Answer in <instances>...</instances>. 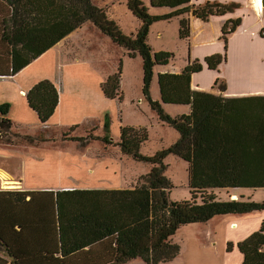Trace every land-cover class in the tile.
Segmentation results:
<instances>
[{
	"label": "trees",
	"instance_id": "1",
	"mask_svg": "<svg viewBox=\"0 0 264 264\" xmlns=\"http://www.w3.org/2000/svg\"><path fill=\"white\" fill-rule=\"evenodd\" d=\"M191 1L150 0L154 9L175 10L151 15L141 0H128L129 11L141 22L137 34L129 37L93 0H0V76L7 75V71L8 75H17L77 29L91 24L130 58H141L144 97L159 121L180 135L168 150L148 157L141 153L149 140L148 131L121 128L117 147L122 155L152 166L143 178L144 183L132 189L50 192L43 193L44 200L34 199V193H4L15 197L10 199L21 206H35L34 237L52 243L35 258L26 252H14L10 236L3 231L14 229L16 224L1 219L0 244L7 249L12 264H126L133 260L169 264L180 255V247L173 238L183 227L205 224L217 217L264 212V202L223 201L213 193L214 190H264V98L225 100L191 88L193 75L201 73L204 66L216 71L227 61L228 37L240 21L225 23L223 54L212 55L203 62L193 61L180 74H159L161 103L151 97L155 68L167 66L174 55L153 52L148 44L150 28L185 14L207 22L212 17L227 15L234 7L211 3L192 7ZM179 36L181 40H189L188 19L181 20ZM121 77L122 63L117 73L102 85L105 98L123 101ZM26 99L40 124L45 126L58 108L59 92L45 80L36 84ZM162 104L190 106L191 113L173 118ZM8 112V104L0 106V129L5 137L11 135L12 129ZM103 130L104 136L95 139L107 146L113 145L109 119ZM14 136L33 140L30 136ZM5 137L4 143L14 145ZM74 141L86 139L74 138ZM170 155L189 165L188 200H171L174 186L165 176L164 165ZM28 197H31L29 202ZM14 232V238H19L15 241L23 239L24 228ZM234 247L228 244V252ZM236 248L243 257L242 264H264V222L258 232L238 243ZM94 252L99 253L98 257H92Z\"/></svg>",
	"mask_w": 264,
	"mask_h": 264
},
{
	"label": "crops",
	"instance_id": "2",
	"mask_svg": "<svg viewBox=\"0 0 264 264\" xmlns=\"http://www.w3.org/2000/svg\"><path fill=\"white\" fill-rule=\"evenodd\" d=\"M111 1L112 0H93V3L96 6H98L100 9H104L109 19L114 21V19L112 18L113 5ZM125 1L127 5L128 0ZM207 3L221 4V5L231 4L234 5V7L227 15L212 17L207 22L195 19L191 14H185L179 17H175L170 21H162L159 23H155V24H160L164 22H167L168 24L175 23L176 28L178 30L179 40H181L179 36L180 22L183 19L189 20L191 36L187 41L181 40L188 44L190 50V58L187 63V65H189L190 63L196 60L203 62V60L207 57L216 54H223L225 52V44L222 40V37L220 36H222V29L225 23L227 21H236V20L240 21V24L235 30V32L230 34L228 37V44L226 51L227 61L222 65H220L218 70L216 71H211L207 69L206 66H204V69L201 73L193 75L192 83H191L192 90L205 93L208 95H212L215 97H219L225 100L244 99V98H264V37L261 36V32L264 31V5L262 4L259 5L258 0H192L190 6L192 7L205 6ZM147 4H149V7H151L150 0L148 1ZM174 11L175 10L163 8V9H156L153 12V14L164 15ZM128 13L132 15L129 9H128ZM136 21L137 24L134 27L131 36L136 35L141 27V22L137 19ZM153 26L150 28L148 40L151 35V32L153 31ZM159 33L160 32L157 33L158 36H160ZM108 43H110L112 47L113 45L115 46V44L108 37L102 35V33L93 25L85 24L81 28L77 29L75 32L70 34L68 37H66L64 40H62L60 43H58L56 46H54L52 49L47 51L38 60L35 61L38 63L43 59H45L48 55L52 54L49 60L45 61L43 65L39 66L40 70H43L46 76L35 80L30 79L28 76H26V74L34 68L35 62H33L31 65L26 67L24 70H22L20 73H18L15 76L8 75L9 74L8 71L7 73H5L7 75L0 76V106L5 104L9 105V112L7 115V119L12 123V129L15 127L23 128L24 126L23 124L26 123L22 117L25 115L33 119L35 117L38 119L37 114L29 107L26 99V95L36 84H38L41 81H45V80L50 81L58 89L59 92L58 108L54 116L45 125V127H49L50 125L49 123L57 120L58 122H56L57 124L54 127L60 129L61 127L59 122L63 120L65 115H74L77 114L78 112H83L85 114H88V112L92 109V104L95 99L98 100L100 99L101 96L106 100L107 98H105L102 92V85L108 80L110 76L114 75V74L111 75L106 71L104 72L103 70L107 64L103 47L106 44L108 46ZM148 44L150 45L149 41ZM258 48L262 50L260 56H256V54L258 53ZM82 49H88V50L86 51V53H82L83 52ZM243 49H246L247 52L250 49L251 50L250 52L253 53V57H252L253 61L259 60L260 62L257 63L258 66L255 67V71L253 72V74L256 75L259 81L257 83L252 81V83L250 84V89H248L247 91H245L244 88H241L243 90L241 91L240 87L238 88L239 84L238 83L234 84L231 81L229 85L235 87L237 86L236 88L230 86L228 87L224 86L225 85L224 78L228 77L227 69L230 63L229 60L233 62V60L236 58V55L237 56L242 55L241 52L244 51ZM152 50L154 53L162 52V51H155L154 49ZM95 51H98L100 53L94 54ZM87 52H93V53L90 54ZM126 56H128L127 53ZM171 65H172V61L167 66H160V67L157 66L155 68V70L157 69L159 70L156 76V83L158 90H159V85H158L159 74H165L167 72L169 74H180L183 71V70L181 71L170 70L169 68ZM236 66H239V64H236ZM123 70H124V63H123L122 75H123ZM223 70L225 72H223ZM207 73H210L212 75V76L209 75L210 78L208 83H205L204 81H198V78L205 76ZM49 76H51V78H49ZM154 79L155 78L153 77V81ZM153 81H152V85H153ZM60 82L62 83L60 84ZM121 82H122V77H121ZM261 82L263 83L261 84ZM121 84L122 83H120V89H121ZM219 84L222 85L221 88ZM142 90H143V75H142ZM151 97L153 99L152 95ZM143 99H139L138 104H141L143 101H145L148 107L150 108L144 95H143ZM141 100L143 101L141 102ZM109 101L122 104L124 102V94H123V101H119L118 99L109 100ZM156 102L161 103L160 91H159V99L156 100ZM162 106L167 114H168L167 108L181 109L182 111L181 115H178L176 117H173L172 115L171 117L173 118L181 117L183 115H189L191 113L190 106L165 105V104H162ZM139 111L141 113L142 112L144 113V111H142L140 107H139ZM103 113H104V124L107 119L110 120V132H111V127L113 122L112 117L106 111H104ZM120 116H121V112L119 111L118 118ZM120 119L121 118H119V120ZM74 126H78V125L70 124L69 126L63 128L66 129L68 127H74ZM122 127H131V126L122 125L121 127H119V131L121 130ZM134 128H142V127H134ZM16 131H17V135L29 136V135L20 134L19 129H17ZM2 139L3 137L1 135L0 153H2L3 155L10 156V154H6L5 152H1V151L15 147V144L14 145L6 144L2 141ZM179 139H180V135H179ZM34 142L35 140L33 138L31 143ZM9 158L11 157H8V159ZM50 161L51 160L46 159L43 160L42 162H37L33 157L24 156L18 162V165H22L24 167L23 170L22 169L18 170L19 176L18 174H15V170H11L8 167H4L0 164V184H2L0 186V220L7 219L10 220L12 225L15 226L16 224V227L14 229H9V231L4 230L3 232L4 234L10 236L11 238L10 247L14 252H18L19 254H21V252H26L34 258L36 257V255H39L40 252L46 251V249H48L52 244L49 240H45V239L40 240L34 237L35 236L34 228L37 224L36 216H35L36 208L34 205L26 206V207L21 206V204H17L13 200V198L15 197L10 195L11 197H13L12 199H10V196L5 195L4 193H21V194L34 193L35 194L34 199L44 200L46 196H44L43 193H50V192L56 194L58 192L73 191V190H81V191L125 190V189L134 188L130 186L126 188L125 187L111 188L108 186L77 188V187H68L66 186V184H62L58 186L54 184L53 186L50 187L34 188L31 190V189H26L25 187L22 188L20 186L21 176L25 178L31 175V172L34 173L38 172L37 170L32 169V166L35 164H39L44 170L56 172L55 175L49 174L48 178L51 179V182L65 180L66 177L64 176V174L61 171H59V169L58 170L56 169L58 167L52 168L49 166ZM16 163L17 162L15 163L11 162V164H16ZM186 164H187V175L189 177L188 174L189 165L188 163ZM102 165L104 166V164ZM52 169L54 170L56 169V170L54 171ZM94 175L95 176H93V178L95 180L100 179L101 175H105L106 177L113 178L115 176V171H113L112 169L107 170L106 167H101V169L99 167L97 172L94 173ZM125 175L126 174L122 173L121 177L123 180L124 177H126ZM127 179L129 181L132 180V182H135L137 179L139 180V177L129 176ZM237 190H242V189H234L228 191L232 192L233 195H235L238 194L237 192H235ZM233 198L235 200L243 199L245 201H249V199H245L244 197L237 198L236 196H233ZM29 201H31V197L27 198V202ZM254 214H264V212L262 213L255 212L245 216L231 215L225 217H217L208 223L191 225V226L183 227L182 229L195 228L196 236L202 237L203 241L209 244H214L217 242L216 232H217V228L220 226L223 228L228 244H233L234 246H236L238 243L244 241L252 234L258 232L264 220H260L256 218L258 219L257 224L250 227L249 229H245L244 227V229H242L239 232L238 236L232 234L233 233L232 226H235L236 230H240V228L243 227L242 222L244 220H247L249 216ZM258 225L260 227L259 230L256 231ZM22 228H24L23 237H22L23 239L20 238V240L15 241L14 239H19V238H14V236L16 235L14 231L20 232ZM6 250L7 249L0 244V264H12V258L6 253ZM98 255L99 253L94 252L92 254V257H98Z\"/></svg>",
	"mask_w": 264,
	"mask_h": 264
},
{
	"label": "rangeland",
	"instance_id": "3",
	"mask_svg": "<svg viewBox=\"0 0 264 264\" xmlns=\"http://www.w3.org/2000/svg\"><path fill=\"white\" fill-rule=\"evenodd\" d=\"M149 0H142L148 7L150 14L156 9L149 7ZM113 5V16L115 23L121 28L122 32L131 37L134 27L137 24L136 19L128 13L127 5L125 0H112ZM160 32V36L157 33ZM222 37V36H220ZM149 43L152 49L155 51H166L174 55L170 70L181 71L187 65L190 58V50L188 44L184 41L179 40L178 30L175 23L168 24L167 22L155 24L153 31L149 37ZM240 44V43H239ZM106 66L104 72H108L111 75L115 74L120 68L122 62V69L124 63V70L122 75L121 91L124 94V102L118 104L117 102H111L105 100L100 96V99H95L92 104V109L85 114L78 112L74 115H65L63 120L59 122L60 129L54 126L58 122L57 120L49 123V127H45L38 122L35 117L30 118L23 116L26 124H23V128L15 127L10 131L11 135L6 136L4 131L0 129V136L2 134L4 139L11 140L15 147L11 149H5L1 152L10 154V156L3 155L0 153V164L4 167H8L11 170H15V174L19 176V169H24L22 165H18V162L24 156L33 157L37 162L43 160H51L49 166L56 168L61 171L66 177L65 180L51 182L48 178L49 174L55 175L56 172L44 170L39 164L32 166V169L38 172H31V175L20 178V186L26 189L44 188L55 185L66 184L68 187H135L138 184H143V178L146 177L152 166L150 164L138 163L132 159H129L122 155L120 148L117 147V143L120 142V131L119 127L131 126V127H142L146 128L149 134L148 143L142 147L141 153L145 156L152 157L156 154L168 150L174 145L178 139V133L166 126L159 121V118L155 112H153L143 101L142 95V61L139 56L130 59L126 56V52L118 46L112 47L108 43L103 47ZM82 53H86L88 49H82ZM241 52L242 55H236V58L229 60L228 66V77L224 78L225 87H234L229 85L230 81L234 84H239L238 88H244L245 91L250 89L252 81L257 83L256 75L253 74L255 67L258 66L259 60L252 59L253 53L248 52L246 49ZM262 50L258 48L256 56L261 55ZM92 54L93 52H87ZM100 52L95 51L94 54ZM57 54V53H54ZM52 54L48 55L45 59L40 62L34 63V68L29 71L26 76L30 79H38L46 76L43 70H40L39 66L43 65L45 61L49 60ZM260 63V62H259ZM239 64V66H236ZM159 70L154 71V81L151 84L150 94L153 96L154 101L159 99V90L157 88L156 76ZM223 72H225L223 70ZM168 73V72H167ZM211 75L207 73L205 76L198 78V81L209 82ZM212 76V75H211ZM220 76V75H219ZM51 78V76H49ZM63 79V78H61ZM62 82H60L61 84ZM263 82H261L262 84ZM220 88L222 87L219 84ZM224 87V88H225ZM241 91H243L241 89ZM139 99L141 104H138ZM139 107L144 113L139 111ZM147 110H146V109ZM167 112L170 116L176 117L181 115V109L167 108ZM104 111L110 114L112 117L111 134L113 139V145L107 146L102 141H98L95 137H103V125H104ZM121 112V118H118V112ZM55 122V123H54ZM70 124L78 125L76 128L65 127ZM64 127V128H63ZM138 128V129H142ZM19 129L20 134L29 135L34 138L35 142L31 143L21 137H15ZM64 129V130H63ZM74 129V131L72 130ZM23 137V136H22ZM74 138H85V142L74 141ZM47 142V143H46ZM8 157H11L8 159ZM17 162L16 164H11ZM104 164V166L102 165ZM166 167L165 176L171 181L174 188L171 191V200L175 202L188 200L190 197L188 188V175H187V164L170 155L164 161ZM60 166V168H59ZM106 167V169H112L115 171L113 178L101 175V178L95 180L93 178L94 173L97 172L98 168ZM55 169V170H56ZM54 170V169H52ZM54 170V171H55ZM130 172V175H129ZM122 173L126 174L124 180L122 179ZM129 176H137L135 182L128 180ZM57 177V175H56ZM115 178V180H114ZM2 184H0L1 186ZM132 185V186H131ZM214 194L223 201L235 200L233 196L237 198L244 197L252 202L261 203L264 202V190L262 189H242L237 190L238 194L233 195L232 192L227 190H214ZM234 192V193H235ZM242 195V196H241ZM239 196V197H238ZM264 220V214H254L248 217L247 220L242 222L243 227L240 230H236L235 226H232V234L238 236L239 232L244 229L257 224V220ZM260 223V221H259ZM259 225L257 230H259ZM193 228V227H192ZM249 231V230H248ZM216 243L209 244L203 241L202 237L196 236L195 228L193 229H182L173 238V242L180 247V255L176 260L169 264H242V255L234 247L233 251L228 252V242L226 235L222 227L217 228ZM247 239V238H246ZM126 264H145L142 260H133Z\"/></svg>",
	"mask_w": 264,
	"mask_h": 264
},
{
	"label": "bare ground",
	"instance_id": "4",
	"mask_svg": "<svg viewBox=\"0 0 264 264\" xmlns=\"http://www.w3.org/2000/svg\"><path fill=\"white\" fill-rule=\"evenodd\" d=\"M262 1H263V0H262ZM262 1H261V0H258L259 5L262 4ZM262 5H263V4H262Z\"/></svg>",
	"mask_w": 264,
	"mask_h": 264
},
{
	"label": "built area",
	"instance_id": "5",
	"mask_svg": "<svg viewBox=\"0 0 264 264\" xmlns=\"http://www.w3.org/2000/svg\"><path fill=\"white\" fill-rule=\"evenodd\" d=\"M261 36H263V37H264V31H263V32H261Z\"/></svg>",
	"mask_w": 264,
	"mask_h": 264
},
{
	"label": "water",
	"instance_id": "6",
	"mask_svg": "<svg viewBox=\"0 0 264 264\" xmlns=\"http://www.w3.org/2000/svg\"><path fill=\"white\" fill-rule=\"evenodd\" d=\"M262 4L264 5V0H263V3Z\"/></svg>",
	"mask_w": 264,
	"mask_h": 264
}]
</instances>
